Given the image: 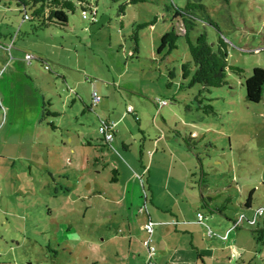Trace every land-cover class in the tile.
<instances>
[{"label":"rangeland","instance_id":"374dc122","mask_svg":"<svg viewBox=\"0 0 264 264\" xmlns=\"http://www.w3.org/2000/svg\"><path fill=\"white\" fill-rule=\"evenodd\" d=\"M187 1L127 3L122 13L126 0H75L66 26L35 30L14 0H0V264H147L145 197L157 223L176 220L169 217L176 212L185 221L204 215L205 233L219 236L198 239L208 264H264L253 226L244 220L235 230L203 207L193 181L202 164L205 194L233 196L230 218L264 208V90L251 102L245 89L253 68H264V0H200L206 15L197 11L191 37L205 31L214 44L222 37L229 65L243 70L202 95L190 85L192 72L182 75L191 60L183 37L171 54L157 53L165 32L183 33L171 7ZM85 4L92 12L87 7L84 18ZM105 120L116 130L112 144L99 130ZM88 181H95L93 196ZM166 228L154 227L153 264L189 262L190 236H169ZM158 233L178 251L163 253Z\"/></svg>","mask_w":264,"mask_h":264},{"label":"trees","instance_id":"16d2710c","mask_svg":"<svg viewBox=\"0 0 264 264\" xmlns=\"http://www.w3.org/2000/svg\"><path fill=\"white\" fill-rule=\"evenodd\" d=\"M82 6L84 0H77ZM145 0H126L124 4L120 6V12H124L127 3L136 4ZM16 6L23 12V19L32 23L33 29H41L50 25H58L60 27L66 26L68 23V14L74 12L77 5L75 0H14ZM82 13L83 16H87V7L92 12L91 5L85 4ZM173 15L176 24L181 25L183 33L179 34L176 27H172L169 31L165 32L160 37V43L157 47V53L160 54L163 51L166 55L177 49V41L183 37L187 44L191 60L182 64V75L187 77L192 72L190 85L199 84L201 86L200 95L205 94L211 90V88L222 87L227 85L228 73H235L241 75L243 70L236 66H231L228 63V45L226 41L219 37L218 41L214 44L208 39L207 33L202 31L195 38L191 37V31L196 27L199 17L197 11H202L206 15V7L200 0H188L184 6H174ZM213 23V21L210 20ZM214 24V23H213ZM215 25V24H214ZM135 50L138 51V40L135 38ZM1 44V42H0ZM170 75L174 76V72L171 70ZM246 99L251 102H259L263 97L264 90V68L257 66L254 67L250 76L245 80ZM201 104L202 100L198 99ZM45 107V106H44ZM207 109L213 110L211 104L203 106ZM208 112V111H207ZM44 114H54L55 112L45 111ZM108 125H111L108 120L104 121ZM115 129L113 128V132ZM103 140L105 141L104 137ZM108 144L107 142H105ZM201 162V161H200ZM201 171L200 175L196 178V173H193L195 188L198 189V199L203 207H208L213 213L216 212L221 216H224L228 220L233 222L234 229L237 230L242 227L244 220L252 225V234L257 244L264 245V219H256V215L259 218L264 214H258V210L252 218H248L245 213H241L239 217H228L226 210L230 204L233 203V196L227 194L223 196L225 192H217L215 195L205 194L206 189L209 187L206 176L208 173L202 168V164H199ZM254 189L248 192L243 207L246 210L251 209L253 202ZM241 204V203H240ZM201 213V212H198ZM197 213V217H198ZM202 214V213H201ZM204 217V215L202 214ZM198 219L201 221L198 217ZM254 220V222H251ZM239 221V223H238ZM207 231V230H206ZM214 232V231H213ZM216 234V233H215ZM215 234L213 236H215ZM212 237V236H209Z\"/></svg>","mask_w":264,"mask_h":264},{"label":"crops","instance_id":"0c3cea01","mask_svg":"<svg viewBox=\"0 0 264 264\" xmlns=\"http://www.w3.org/2000/svg\"><path fill=\"white\" fill-rule=\"evenodd\" d=\"M115 129V128H114ZM115 136H116V130L114 131V139L112 140V142H114V140H115ZM91 141H87V145L88 146H92L91 145ZM110 144H112V143H110ZM100 150L98 149L97 151H96V153H95V155H94V160H95V162L96 163H98L99 162V160L101 159L100 158ZM90 159V157H87V160H89ZM83 168V167H82ZM146 168L143 170V172L145 173L146 171ZM117 171H118V169L117 168H114L113 169V172L115 173V175H114V177H113V181L114 182H118L119 181V179H118V176H117ZM140 177V176H139ZM88 179H90V178H88ZM141 179V178H140ZM83 182V181H82ZM86 181H84L83 183H85ZM141 185H142V190L143 191H145V188H144V186H143V183L141 182ZM149 187H150V185H149ZM92 188H96L95 187V181H93L92 183H91V181H88V193H90L91 192V195L93 196L94 195V193L95 192H97V191H92L91 189ZM128 193H129V190H126V192H125V194H123V196H122V198H127L128 197ZM145 196H147V195H145ZM144 204H143V207H144V214H142V215H144L142 218H145V224H144V230L145 231H148L147 229H146V227H145V225L147 224V223H152L153 224V231L150 233V232H148V238H147V240H146V243H147V245H148V249H149V245L150 246H153V245H151V243L153 242L152 241V234L154 233V227L156 226V225H167V231H165L169 236H172V234L174 233L175 235H180V234H182V235H185V234H187L188 236H190V239H191V242H192V253L190 254L191 255V260L189 261V262H186V263H184V264H196V261L197 260H200L201 261V263L202 264H206L207 263V260H208V257H209V255H205V254H201L200 253V251H199V244H198V239H200L201 237H202V235H203V233H205V229H203V227H202V223H201V221H198V222H196V221H185V220H180L179 218H178V216H180V213L179 212H176L175 213V215H172V214H169V217H175L176 218V220L175 219H172V220H169V219H167V220H163V221H161V222H154V220H153V218H152V215L150 214V213H148V211H147V209H146V202H147V198L145 197L144 198ZM128 204L130 205L131 203L130 202H128L127 203V207H128ZM164 213H166L167 214V212H168V210H166V211H163ZM140 220H141V218H139ZM175 225H177V226H175ZM181 227H180V226ZM131 232V231H130ZM130 232H129V234H130ZM163 235H164V237L163 236H161V235H159V233L157 234V236H158V239H159V241H157V245H158V247L162 250V252L164 253H166V252H172V251H174L175 253L178 251V247L176 246V245H172V244H170L167 240L169 239L167 236H165V234L163 233ZM204 235H206V233L204 234ZM215 236H218V235H216L215 234ZM212 237H214V236H212ZM219 237V236H218ZM201 240H202V238H201ZM149 243H148V242ZM172 246H174V247H172ZM204 247H205V249L206 250H208V251H213L214 249H213V247L212 246H207V245H204ZM173 248H174V250H173ZM195 251V252H194ZM162 253V254H163ZM155 255V254H154ZM154 257V256H153ZM197 257V260L195 259ZM149 258V257H148ZM148 258H147V264H148ZM171 263L170 264H177L175 261H173V260H171L170 261ZM179 264V263H178ZM208 264V263H207Z\"/></svg>","mask_w":264,"mask_h":264},{"label":"built area","instance_id":"2783aa9c","mask_svg":"<svg viewBox=\"0 0 264 264\" xmlns=\"http://www.w3.org/2000/svg\"><path fill=\"white\" fill-rule=\"evenodd\" d=\"M83 17L85 18L86 15H84ZM27 57H30V54H27ZM99 100H100V97L98 96L97 92L96 91H93V104H96L97 102H99ZM165 103H166V101L160 100V105H163ZM113 128H114L113 124L108 125L104 121L102 122V124L99 127V130H100L101 134L103 135V137L105 139V142H107L108 144H110L112 142V140L114 139ZM258 214H263V209H259L258 210ZM198 217L200 219L203 218V216H202L201 213H198ZM251 222H254V220H252ZM238 223H239V221H238ZM145 227L148 230V232L151 233L153 231V224L151 222L150 223H147L145 225ZM233 227H234V225H233ZM206 234L208 236H213L215 233L210 228H208L207 231H206ZM154 252H155V247L149 245V250H148V257H149L148 258V264H153L152 258H153L154 254H155Z\"/></svg>","mask_w":264,"mask_h":264}]
</instances>
